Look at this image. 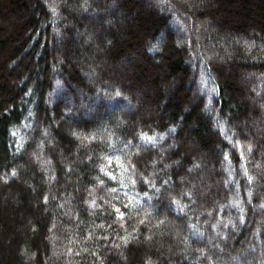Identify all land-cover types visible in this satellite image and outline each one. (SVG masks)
Here are the masks:
<instances>
[{"label": "trees", "instance_id": "obj_1", "mask_svg": "<svg viewBox=\"0 0 264 264\" xmlns=\"http://www.w3.org/2000/svg\"><path fill=\"white\" fill-rule=\"evenodd\" d=\"M261 94L264 0H0V264H264Z\"/></svg>", "mask_w": 264, "mask_h": 264}, {"label": "rangeland", "instance_id": "obj_2", "mask_svg": "<svg viewBox=\"0 0 264 264\" xmlns=\"http://www.w3.org/2000/svg\"><path fill=\"white\" fill-rule=\"evenodd\" d=\"M81 14H84V11L82 10L81 12H80ZM207 30H213V28H209L208 27V29ZM205 32H206V30H205ZM58 89H56V91H57ZM56 93V92H55ZM55 95V94H54ZM262 96H261V98H257L258 100V104L256 105V108H258L259 109V111H261V113H262V115H263V117H264V103L262 102L263 100H264V94H261ZM48 99H50V96L48 97ZM57 99V98H56ZM52 100V99H51ZM58 100H59V98H58ZM47 103H48V105H49V102L47 101ZM80 105H82L83 106V104H81L80 103ZM107 106H108V103H107ZM94 113H95V111H94V109L93 108H90V106H88V108H87V110H86V112L84 113V117L85 118H87V117H89V116H91V115H94ZM169 139H171L172 140V137H171V135H169ZM246 147H248V146H246ZM248 149H250V148H248ZM253 149V148H252ZM159 154L161 155L162 153H161V151H159ZM255 183H257V180H255ZM247 204L250 206V204H249V202H248V200H247ZM231 207V206H230ZM218 223H220V221H218ZM232 229V228H231ZM232 232L234 231L233 229L231 230ZM190 235H191V238L193 239V240H197V241H199L200 242V239L199 238H195L194 237V235H192V233H190ZM216 236L218 237V239L222 242V241H224V240H222V238L218 235V234H216Z\"/></svg>", "mask_w": 264, "mask_h": 264}]
</instances>
